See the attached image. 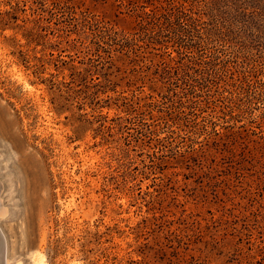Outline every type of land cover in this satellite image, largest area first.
I'll return each instance as SVG.
<instances>
[{
  "label": "rangeland",
  "instance_id": "rangeland-1",
  "mask_svg": "<svg viewBox=\"0 0 264 264\" xmlns=\"http://www.w3.org/2000/svg\"><path fill=\"white\" fill-rule=\"evenodd\" d=\"M165 2L0 0L8 264H264V43L155 50Z\"/></svg>",
  "mask_w": 264,
  "mask_h": 264
},
{
  "label": "trees",
  "instance_id": "trees-1",
  "mask_svg": "<svg viewBox=\"0 0 264 264\" xmlns=\"http://www.w3.org/2000/svg\"><path fill=\"white\" fill-rule=\"evenodd\" d=\"M194 3L187 5L185 0H166L164 4H153L151 11L144 15L136 13L137 31L141 32L136 31L135 35L142 34V39H148L155 50L173 48L179 54L216 51L217 44L228 42L232 36L243 46L254 48L253 44L264 43V0H209L203 9ZM207 13L210 18L203 21ZM146 18H151V22L146 23ZM246 30L251 31L253 38L241 43ZM108 36L114 45L120 46L121 52L137 53L139 50L136 48L138 38L125 34L118 41V32ZM99 48L104 49V46L99 44ZM209 70L207 73L211 75ZM185 75L190 76L189 72Z\"/></svg>",
  "mask_w": 264,
  "mask_h": 264
},
{
  "label": "bare ground",
  "instance_id": "bare-ground-1",
  "mask_svg": "<svg viewBox=\"0 0 264 264\" xmlns=\"http://www.w3.org/2000/svg\"><path fill=\"white\" fill-rule=\"evenodd\" d=\"M2 201V200H1ZM8 210L6 207L0 205V217L7 214ZM5 236L0 227V264H8V259L6 257V241Z\"/></svg>",
  "mask_w": 264,
  "mask_h": 264
}]
</instances>
